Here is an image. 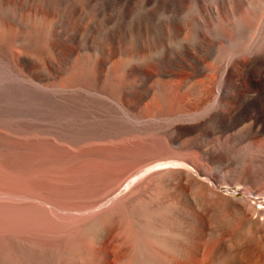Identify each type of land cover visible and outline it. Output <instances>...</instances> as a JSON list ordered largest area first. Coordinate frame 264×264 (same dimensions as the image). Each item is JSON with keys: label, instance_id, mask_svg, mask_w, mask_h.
Returning <instances> with one entry per match:
<instances>
[{"label": "bare ground", "instance_id": "6f19581e", "mask_svg": "<svg viewBox=\"0 0 264 264\" xmlns=\"http://www.w3.org/2000/svg\"><path fill=\"white\" fill-rule=\"evenodd\" d=\"M262 102L264 0H0V264H264Z\"/></svg>", "mask_w": 264, "mask_h": 264}, {"label": "rangeland", "instance_id": "374dc122", "mask_svg": "<svg viewBox=\"0 0 264 264\" xmlns=\"http://www.w3.org/2000/svg\"><path fill=\"white\" fill-rule=\"evenodd\" d=\"M133 16L135 18L136 17L137 18L141 17V11H139V10L134 11ZM213 24L212 25L209 24L207 26V29L205 30L206 31V36L209 38V43H210L211 47L209 48L208 55L206 56V58L203 59L204 62L202 61V63L204 65H206V67L209 66V69L207 71V75L208 76H212V77L215 76L214 78L219 80V79H222L223 77L221 78L222 74L220 73V71H218L217 64L214 61H211V60H213L212 57L217 55L220 58V60H222V59L225 60V61L222 60L223 62L221 61L223 63V65H230V64H232L234 56L240 54L241 52L238 51V48L235 46L234 41L229 39V38H227L225 36V35H227L226 30H224L221 26L217 25L216 23H213ZM220 28H221V30H220L221 33L219 32L220 33L219 34L218 31H219ZM215 34H217V35H215ZM251 34L252 35H250V37L252 39L249 37V43L250 44H257L258 43L257 39H256L257 32H253ZM156 36H157L158 41H163V40L165 41L164 42L165 46H166L165 47V51H166L165 53L170 59H175L178 53L187 50V48L188 49L189 48H194L193 46L195 45V44H193L194 43V41H193L194 36H190V35L189 36L188 35H180V36L179 35H170L166 39H162L161 38L162 35L160 33L156 34ZM250 39H251V41H250ZM221 42H223V44H221ZM190 45H192V47ZM216 47H217V49H216ZM227 49H228V51H227ZM229 58H231V59H229ZM227 59H228L229 63L226 61ZM208 61H209V63H208ZM211 64L213 65V67L210 66ZM211 71L214 73V75H212L213 73ZM209 74H211V75H209ZM194 77H195V79H194ZM191 79H193L195 81H201V80L204 79V76L199 75V74H195V75H193V77H191ZM262 104L263 105L259 109H257V115H258L257 118H258V120L255 121V122H257L258 124L260 122H264L263 121L264 120V102H262ZM241 188H242V186H234V188L233 187H229V186H225V187H223V191H226V189H228V191H233V192H236V193L238 192V195H240L239 191L241 190ZM254 201L255 200H252V203H254ZM261 207H263V205Z\"/></svg>", "mask_w": 264, "mask_h": 264}]
</instances>
